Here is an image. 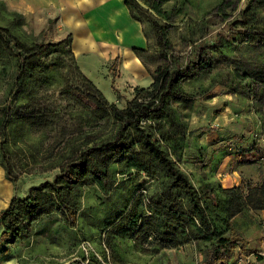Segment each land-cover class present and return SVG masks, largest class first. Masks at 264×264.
<instances>
[{
    "label": "trees",
    "instance_id": "trees-1",
    "mask_svg": "<svg viewBox=\"0 0 264 264\" xmlns=\"http://www.w3.org/2000/svg\"><path fill=\"white\" fill-rule=\"evenodd\" d=\"M184 1L178 8L183 7ZM122 3L132 19L149 22L158 49L169 61L154 71L149 89H139L122 109L109 103L77 68L69 47L70 33L45 40L43 27L37 33L40 38L26 42L13 30L21 23L22 14L12 9L6 12L7 24H0V58L13 65V80L0 105V135L5 126L11 129L15 119L25 120L28 114L18 112L14 101L26 91L27 84L39 87L48 82L47 74L61 65L62 54L68 55L73 65L65 93L90 110L96 117L91 126L95 125L98 131L95 138L87 140L64 161L52 179L8 199L0 209V253L8 251L9 244L28 238L34 222L58 212L72 233L71 238L97 243L102 258L103 248L107 249L112 264H126L125 255L130 251L154 256L187 243H193L195 251L201 253L202 264H226L235 248L248 255V242L233 229L230 220L242 211L264 210V166L254 185H245L241 179L238 185L222 187L209 180L205 164L199 167V178L191 179L178 162L191 130L168 100L188 97L180 81L189 68L206 65V50L216 51L223 42L240 35V42L250 47L251 53L239 60L240 73L237 69L233 73L240 92L254 99L261 133L264 131V22H253L254 8L264 6V2L246 0L225 30H215L209 40H198L182 58L168 41L167 23L161 21L169 13L161 6L162 0ZM50 21L47 18V23ZM132 50L135 54L143 52L135 46ZM117 58L115 54L109 66L113 91ZM149 119H153L152 124L147 122ZM5 148V142H0V168L3 178L14 184L17 176L11 171ZM259 157L264 159V153ZM247 159L239 161L250 163L251 158ZM115 165L120 168H111ZM89 183L100 195L93 205L81 211V187ZM78 215L84 218L80 225Z\"/></svg>",
    "mask_w": 264,
    "mask_h": 264
},
{
    "label": "rangeland",
    "instance_id": "rangeland-1",
    "mask_svg": "<svg viewBox=\"0 0 264 264\" xmlns=\"http://www.w3.org/2000/svg\"><path fill=\"white\" fill-rule=\"evenodd\" d=\"M181 1L162 0L161 3L169 12L168 18L161 21L167 23L168 41L179 58L190 51L198 40H209L215 30H225L227 23L238 15L246 0H185L183 7L178 8ZM67 2L32 0L25 9H17L0 0V24H7L9 15L6 12L12 9L22 14L21 23L13 30L26 42L40 38L37 33L43 27L45 40H56L70 33L69 47L77 68L109 103L118 109L124 108L126 102L138 94L139 89L148 88L155 75L154 71L161 70L169 62L158 49L149 22L133 20L125 7L120 9L116 5L114 8L107 2L89 10L86 15L79 8V11L63 16L65 10H69L68 5L72 6ZM259 2L264 0H255V3ZM112 10L116 11L117 25L125 30L121 32V39L116 37L110 44L99 40L90 48L87 46L74 53L71 41L75 37L76 28L72 27L69 17L82 14L84 20H89L90 14L96 13L94 19L97 21L91 19L88 27L94 22L110 25L107 17ZM98 15H101L100 20L97 19ZM253 17L255 25L264 22L263 5L254 8ZM47 18L51 19L49 23ZM78 30H84L83 26ZM78 35L75 38H81V34ZM241 39L238 35L233 40L223 42L216 51L206 50V65L189 68L180 81L188 97L185 100H168L169 106L181 115L191 130L187 146L181 150V161L178 162L193 180L199 178L198 175H192L194 170L205 164V170L210 173L218 157L219 164L212 178L221 180L219 183L224 186L234 182L232 178L242 179L245 185H254L260 167L264 166V159L259 157L264 153L260 114L255 111L257 106L254 99L246 98L237 88L238 79L233 73L239 60L251 53L250 47L240 42ZM134 46L140 47L143 52L135 54L132 50ZM115 54L118 58L113 77L116 91H113L110 87L109 66ZM59 58L61 65L48 72V82L39 87L27 84L26 91L14 101L18 112L28 114L25 120L15 119L11 129L5 126L0 135V142L6 144L5 151L11 171L17 176L16 182L11 184L3 178L0 168V208L12 194L22 196L29 187L52 179L73 152L97 136L96 126H91L96 122V117L90 110H86L82 102L65 93L69 83V69L73 65L68 55L62 54ZM237 73L240 70L237 69ZM12 80L13 65L0 58V105ZM212 80L216 82L212 84ZM152 120L147 122L152 124ZM249 157L250 163L242 164L239 161ZM111 168L118 170L120 167L115 165ZM99 195L93 184L82 186L80 210L93 205ZM78 218L80 225L84 218L80 215ZM31 229L34 233L19 243L13 253L4 257L0 264H112L107 249L103 248L105 257L102 258L97 251V243L79 237L76 240L71 238L72 233L62 223L58 212L43 216ZM125 258L126 264H202L192 247L166 248L154 256L130 251ZM10 259L12 261L8 262Z\"/></svg>",
    "mask_w": 264,
    "mask_h": 264
},
{
    "label": "crops",
    "instance_id": "crops-1",
    "mask_svg": "<svg viewBox=\"0 0 264 264\" xmlns=\"http://www.w3.org/2000/svg\"><path fill=\"white\" fill-rule=\"evenodd\" d=\"M3 1L7 4H10L11 8H17V9L24 8L25 9L26 7L29 6V4L31 3L32 0H3ZM106 2L109 3L110 6H113L114 8L117 7L116 5H119L120 9L125 7L122 3V0H119L118 2H117V0H68L67 3L71 4L72 6L68 5L69 10H65L63 16H67V14H71L74 11L77 12V11H79V8L82 9L83 11H81V12H84V14L86 15V12H88L89 10H93L95 7H97V6L99 7L100 5H104V4H106ZM81 15L82 14H80V16L77 17V15L75 14V15L69 17L71 19L72 27L76 28V34H74L75 37L79 36L78 34H81V38L77 39L74 37V39H72V41H71V46H72V50L74 53L76 51L82 50L83 48H85L87 46L90 48L93 45V43H95L96 41H99V40H104L105 42H107L109 44L113 43L116 40V37L117 38L119 37L121 39V32L125 31L123 28L119 27L116 23L117 20L115 17V15H116L115 10H112V13L110 12L109 16L107 17V21L109 22L110 25H105L104 23H103V25H99L97 22H94L92 24V26L88 27V25H90V23H91V19L97 21L96 19H94V18H96V13L90 14L89 20H84V18H83L84 16H81ZM97 19L100 20L101 15H98ZM78 21H80V22H78ZM82 26H83L84 30H78V28H81ZM117 34H119V35L117 36ZM59 38H61V37H59ZM203 147L205 148V145ZM218 164H219V162H218ZM181 167L183 168V166H181ZM184 167H187V166H184ZM216 167H217V165L214 168L212 165L211 168H213V169H212V171L209 170L210 173H207V171L205 169H204V172L208 174L209 180H212V181L219 183V181H221V180L218 181L217 179L212 178V175H214L213 172L216 171V169H215ZM195 171H196V173H195ZM200 171H202V170H199V169L194 170V173H192V175H194V176L198 175ZM232 181H234V182H232L228 186L238 185V183L240 182L239 178L237 180H235V178H232ZM220 185L223 187H228V186H224V184H222V183ZM6 204H7V202L1 208L6 206ZM261 218H264V210L263 209L242 211V212L237 213L236 215H234L231 218L230 221H231L233 229H235L237 232H239L244 237V239L248 242L247 248L249 250H251V252L248 255H246L242 251L238 252L236 249H234V251L232 252V256H231L230 261L227 262L226 264H233V261L240 256H241V258H245V260L251 264H264V258L263 257L261 258L259 256L257 257L255 254L256 251H259L261 249H262V251H264V226H262L260 224ZM35 223H37V222H34L33 224H35ZM33 233H34V230L31 229L30 235ZM28 238H26V239H28ZM23 240H25V239L15 241L14 243L9 244L8 245V251H6L5 253H0V262H1V260H3L4 257H7L10 253H13L14 248L19 243H22ZM186 247L187 248L192 247L194 249V251L196 250L193 243H187V244L181 245V246H179V249L186 248ZM196 253L199 255V259L201 260V253L200 252H196ZM16 255H18V254H16ZM16 255H15V257H16ZM97 258H98V256H97ZM11 261H12V259H10L8 262H11Z\"/></svg>",
    "mask_w": 264,
    "mask_h": 264
},
{
    "label": "built area",
    "instance_id": "built-area-1",
    "mask_svg": "<svg viewBox=\"0 0 264 264\" xmlns=\"http://www.w3.org/2000/svg\"><path fill=\"white\" fill-rule=\"evenodd\" d=\"M260 224H261L262 226H264V218H261V219H260ZM235 249L239 251L238 248H235ZM255 254H256L257 257L259 256V257H261V258H262V257L264 258V251H262V249L259 250V251H256ZM233 264H251V263L247 262V261L245 260V258H241V256H240V257H238L236 260L233 261Z\"/></svg>",
    "mask_w": 264,
    "mask_h": 264
}]
</instances>
